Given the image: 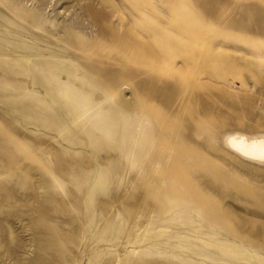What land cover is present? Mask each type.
I'll return each mask as SVG.
<instances>
[{
    "label": "rangeland",
    "instance_id": "rangeland-1",
    "mask_svg": "<svg viewBox=\"0 0 264 264\" xmlns=\"http://www.w3.org/2000/svg\"><path fill=\"white\" fill-rule=\"evenodd\" d=\"M264 0H0V264H264Z\"/></svg>",
    "mask_w": 264,
    "mask_h": 264
},
{
    "label": "bare ground",
    "instance_id": "bare-ground-1",
    "mask_svg": "<svg viewBox=\"0 0 264 264\" xmlns=\"http://www.w3.org/2000/svg\"><path fill=\"white\" fill-rule=\"evenodd\" d=\"M227 145L245 158L264 161V139H249L244 135L234 134L227 138Z\"/></svg>",
    "mask_w": 264,
    "mask_h": 264
}]
</instances>
